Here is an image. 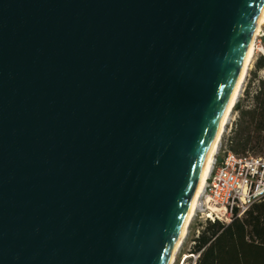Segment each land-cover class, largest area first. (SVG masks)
<instances>
[{"label":"water","instance_id":"water-1","mask_svg":"<svg viewBox=\"0 0 264 264\" xmlns=\"http://www.w3.org/2000/svg\"><path fill=\"white\" fill-rule=\"evenodd\" d=\"M264 0H0V264H167Z\"/></svg>","mask_w":264,"mask_h":264},{"label":"trees","instance_id":"trees-1","mask_svg":"<svg viewBox=\"0 0 264 264\" xmlns=\"http://www.w3.org/2000/svg\"><path fill=\"white\" fill-rule=\"evenodd\" d=\"M253 77L264 69V55L254 63ZM249 97V89H245ZM249 105L237 101L233 110L237 119L228 138L229 149L236 154L264 155V79H258ZM191 220L187 239L194 242L190 254L199 253L195 264H264V197L255 201L239 217L236 213L228 221H206L198 236ZM177 264V263H176Z\"/></svg>","mask_w":264,"mask_h":264},{"label":"built area","instance_id":"built-area-1","mask_svg":"<svg viewBox=\"0 0 264 264\" xmlns=\"http://www.w3.org/2000/svg\"><path fill=\"white\" fill-rule=\"evenodd\" d=\"M255 50L264 55V23L254 37ZM264 79V77H261ZM237 115L238 113L234 111ZM222 133L214 155L210 173L206 179L200 202L194 216L199 218L194 230L198 236L201 224L210 221H228L234 213L241 216L252 203L264 197V156L251 153L236 154L229 149L228 138L235 122ZM194 243L193 241L191 242ZM195 264L199 253L190 254Z\"/></svg>","mask_w":264,"mask_h":264},{"label":"bare ground","instance_id":"bare-ground-1","mask_svg":"<svg viewBox=\"0 0 264 264\" xmlns=\"http://www.w3.org/2000/svg\"><path fill=\"white\" fill-rule=\"evenodd\" d=\"M264 23V5H262L257 17H256V21H255V29L253 31V40L255 35L260 31V25ZM251 41L248 49H247V53L246 56L244 58L238 79L236 81V84L234 86V89L230 95V98L227 102V105L224 109V112L222 114V117L220 119L217 131L215 133V136L213 138V141L211 143L210 149L208 151L207 157L205 159L204 165L202 167L197 185L195 187V190L193 192V195L190 199L189 202V206L185 215V218L183 220L182 226L180 228V231L178 233L175 245L171 251V254L169 256V260L167 262V264H173L176 258V254L178 253L179 249L182 246L183 240L187 234L188 231V225L190 224L193 216L195 215L197 206L200 202V198L201 195L203 193L204 190V186H205V182L206 179L210 173L211 167H212V162L214 159V154L216 152L217 149V145H218V141L219 138L222 134V132L225 129V125L228 122L230 116H231V112L233 110V107L238 99V97L240 96V93L242 91V87H243V83L245 81L246 75H247V71L248 68L250 67V63L252 61L253 55H254V41ZM185 257L187 258V255H185ZM185 258V259H186Z\"/></svg>","mask_w":264,"mask_h":264},{"label":"rangeland","instance_id":"rangeland-1","mask_svg":"<svg viewBox=\"0 0 264 264\" xmlns=\"http://www.w3.org/2000/svg\"><path fill=\"white\" fill-rule=\"evenodd\" d=\"M262 42H264V41H262ZM254 48H255V46H254ZM259 55H262L260 50L259 49H257V50L254 49V55H253L252 61L250 63V67L248 68V71H247L248 73H247L245 81L243 83L242 91L240 93V96L237 99V101H239L242 105H249V103L251 101L250 100V96L252 95V93L255 92V89H256L257 84H258V79H261V77H264V69L258 70L255 77H253V74H252V72L255 70V67H254L255 60L257 59V57ZM246 88L249 89V97H246V94H245V89ZM237 116H238V114L236 115L234 110H232L231 116L229 118V121H231L233 117H235V119H237ZM229 121H228V123L226 125V129L229 126ZM222 133H224V135H225V132H222ZM262 156H264V155H262ZM192 220H195L196 223L199 222V218L197 216H193ZM190 240L191 239H187V234H186V236H185V238L183 240L182 246L179 249L178 253L176 254V258H175V261H174L173 264H176V263L177 264H192V258L190 257L191 255L189 253V249H190V247L192 245ZM185 255H187V258L185 257Z\"/></svg>","mask_w":264,"mask_h":264}]
</instances>
